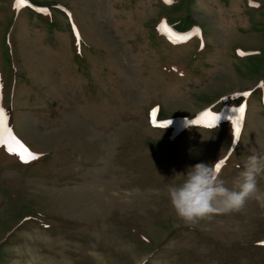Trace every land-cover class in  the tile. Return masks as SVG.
Returning a JSON list of instances; mask_svg holds the SVG:
<instances>
[{
    "label": "rangeland",
    "instance_id": "1",
    "mask_svg": "<svg viewBox=\"0 0 264 264\" xmlns=\"http://www.w3.org/2000/svg\"><path fill=\"white\" fill-rule=\"evenodd\" d=\"M16 5L0 0V108L39 158L0 146V264H264V206L188 225L167 193L199 163L232 188L264 155V0Z\"/></svg>",
    "mask_w": 264,
    "mask_h": 264
},
{
    "label": "clouds",
    "instance_id": "2",
    "mask_svg": "<svg viewBox=\"0 0 264 264\" xmlns=\"http://www.w3.org/2000/svg\"><path fill=\"white\" fill-rule=\"evenodd\" d=\"M199 163L190 167L179 184L167 188L177 217L188 225L211 220L217 215L240 213L249 201L264 206V191L258 187V177L264 176V155H252L244 170L229 188L221 178L217 165Z\"/></svg>",
    "mask_w": 264,
    "mask_h": 264
},
{
    "label": "snow or ice",
    "instance_id": "3",
    "mask_svg": "<svg viewBox=\"0 0 264 264\" xmlns=\"http://www.w3.org/2000/svg\"><path fill=\"white\" fill-rule=\"evenodd\" d=\"M27 0H17V9L19 10L26 4ZM166 3L171 4L173 0H165ZM164 31H166L170 36H174L177 40H186L190 37H178L172 32V30L165 25ZM244 96L250 95V93H243ZM237 112L235 118L231 119V123L234 128V137L236 140L240 139L241 129L243 126L245 107L240 106L238 109H233ZM155 116V113L153 114ZM220 117L214 112H204L199 119L195 121L197 125H203L206 128H214L217 125ZM153 124L157 128H167L169 125L162 124L156 119L153 120ZM0 146H7V150L10 154L19 156L23 163H30L32 160H36L39 157L29 151V149L24 146L13 134L7 123V115L2 108H0ZM223 167V162L217 165V171H221Z\"/></svg>",
    "mask_w": 264,
    "mask_h": 264
}]
</instances>
